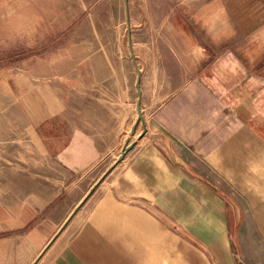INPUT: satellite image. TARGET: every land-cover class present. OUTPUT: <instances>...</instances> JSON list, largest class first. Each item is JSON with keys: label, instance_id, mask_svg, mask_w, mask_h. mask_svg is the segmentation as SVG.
<instances>
[{"label": "crops", "instance_id": "1", "mask_svg": "<svg viewBox=\"0 0 264 264\" xmlns=\"http://www.w3.org/2000/svg\"><path fill=\"white\" fill-rule=\"evenodd\" d=\"M172 14L182 57L134 48L142 121L77 124L71 102L57 216L43 204L0 229V264H264V0H190ZM133 68L111 95L109 77L80 71L86 95L71 100L119 107L131 86L137 100Z\"/></svg>", "mask_w": 264, "mask_h": 264}, {"label": "rangeland", "instance_id": "2", "mask_svg": "<svg viewBox=\"0 0 264 264\" xmlns=\"http://www.w3.org/2000/svg\"><path fill=\"white\" fill-rule=\"evenodd\" d=\"M189 1L0 0V229L21 225L43 204L42 210L57 216V192L63 183L57 149L67 135L71 102L79 111L77 124L126 119L128 126L137 117L134 86L130 99L127 87L125 104L120 101L119 107L91 98L72 101L76 93L86 95L75 86L80 71L109 77L105 92H117L118 76L135 75L128 32L140 57L146 46L175 49L188 43L172 13ZM181 51L176 55L182 57ZM177 86L171 84L170 90ZM127 128L129 136L139 137ZM120 133L100 132L106 138L99 140L114 141Z\"/></svg>", "mask_w": 264, "mask_h": 264}, {"label": "water", "instance_id": "3", "mask_svg": "<svg viewBox=\"0 0 264 264\" xmlns=\"http://www.w3.org/2000/svg\"><path fill=\"white\" fill-rule=\"evenodd\" d=\"M128 18V16H127ZM128 29H129V25H128ZM128 47H129V51H130V56L132 58V62L137 70V79H136V82H135V86H136V90H137V100H136V108H137V119H136V122L131 126V130H135L136 126H137V123L139 120L142 121V112H141V107H140V101H141V90H140V87H139V77H140V70L139 68L137 67L136 65V62H135V57H134V52H133V48H132V45H131V34L128 32ZM143 123V122H142ZM133 144H128V142L126 143L125 147L122 149L120 155L118 156V158L116 159L115 163L102 175V177L99 179L98 183L115 167V165L120 162L124 155L126 154V152L128 150H130L132 148ZM94 189V187H92L90 189V192ZM77 210V208L74 209L73 212H75ZM71 218V215L66 219V221L63 223V225L61 226L60 228V231L64 228V226L67 224V222L70 220ZM59 231V232H60ZM55 238V237H54ZM54 240V239H53Z\"/></svg>", "mask_w": 264, "mask_h": 264}, {"label": "bare ground", "instance_id": "4", "mask_svg": "<svg viewBox=\"0 0 264 264\" xmlns=\"http://www.w3.org/2000/svg\"><path fill=\"white\" fill-rule=\"evenodd\" d=\"M133 52H134V55H135V51L133 50ZM165 257V256H164Z\"/></svg>", "mask_w": 264, "mask_h": 264}]
</instances>
